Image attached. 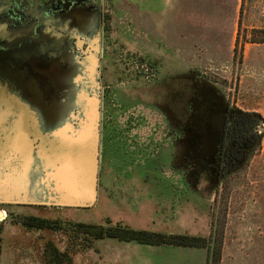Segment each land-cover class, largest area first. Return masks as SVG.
I'll list each match as a JSON object with an SVG mask.
<instances>
[{"label":"rangeland","instance_id":"1","mask_svg":"<svg viewBox=\"0 0 264 264\" xmlns=\"http://www.w3.org/2000/svg\"><path fill=\"white\" fill-rule=\"evenodd\" d=\"M116 1L113 25L125 37L120 49L139 54L140 74L145 72L143 65L149 64L147 57L153 61L155 75L159 70L164 74L155 78L159 82L150 85L142 98L158 107L172 106L177 99L167 75L181 71L187 75L189 102L195 86L197 92L207 86L230 108L259 114L256 119L264 127V0ZM54 74L49 73L58 78ZM57 74L61 75L59 71ZM33 92L32 87L28 89L26 103L35 114L41 105L38 99L39 104L35 100L31 104ZM159 115L157 108V142L166 131ZM0 127L3 129L2 123ZM259 130L261 139L254 147L236 166L219 175L217 170L206 171L203 153H193V148L202 144V136L190 131L193 134L188 135L187 152L181 151L188 179L182 186L171 182L168 187L154 186V181L142 179L143 172L138 168L129 181L101 189L91 207L1 202L0 264H47V241L71 256L64 264H149L153 256L149 245L110 237L96 240L92 248L75 250L74 243L86 246L85 236L70 238L61 232L27 230L15 223L20 215L110 226L121 223L166 234H186L170 230H186L191 235L199 232L209 238L208 248H203L206 264L210 263L211 252L219 247L220 264H264V129ZM174 152L170 147L164 158H157L158 175L176 174L170 163ZM7 166L0 162V195L17 200L44 198L39 189L41 166L34 156L30 155L16 171L6 172ZM161 212L175 213L179 218L169 219Z\"/></svg>","mask_w":264,"mask_h":264},{"label":"flooded vegetation","instance_id":"2","mask_svg":"<svg viewBox=\"0 0 264 264\" xmlns=\"http://www.w3.org/2000/svg\"><path fill=\"white\" fill-rule=\"evenodd\" d=\"M115 7L116 0H0V162L10 167L6 172L21 168L31 141L32 156L41 166L43 197L49 196L47 184L55 183L60 146L66 140L56 130L69 126L64 136L76 137L95 105L99 112L98 193L114 182L129 181L138 168L146 182H187L181 151H186L190 131L202 136V144L193 153H203L206 171L217 170L218 175L236 166L259 141L252 134L250 116L230 108L207 86L200 92L195 86L189 102L185 72L167 75L177 99L172 106L158 107L142 98L164 74L159 70L155 75L149 57L140 74L139 54L120 49L125 37L113 25ZM31 87L35 89L31 104L38 99L41 105L35 114L26 103ZM157 108L166 130L159 142L155 138ZM256 122L259 133L261 126ZM25 125L29 138L24 137ZM170 147L176 150L170 155L176 174L160 176L156 160L164 158Z\"/></svg>","mask_w":264,"mask_h":264},{"label":"water","instance_id":"3","mask_svg":"<svg viewBox=\"0 0 264 264\" xmlns=\"http://www.w3.org/2000/svg\"><path fill=\"white\" fill-rule=\"evenodd\" d=\"M87 116V120L76 137L64 136L71 129L69 126L60 127L55 132L57 136L66 140L60 146V164L56 167V172L53 175L56 179L55 183L49 182L47 184L49 189L48 197L17 200L0 196V202L15 201L17 203L73 207H91L95 205L98 194L99 170L98 107L96 105L92 107ZM261 129H264V127L261 126ZM27 130H29V127L25 125L23 128L24 137L29 138ZM27 145L29 146L27 147V156L29 157L32 155L31 141ZM15 168L12 167L11 171H16Z\"/></svg>","mask_w":264,"mask_h":264},{"label":"trees","instance_id":"4","mask_svg":"<svg viewBox=\"0 0 264 264\" xmlns=\"http://www.w3.org/2000/svg\"><path fill=\"white\" fill-rule=\"evenodd\" d=\"M264 42V39H262ZM241 113L250 116L252 126L251 131L254 136H257L258 140L261 136L255 129L258 127L256 116L259 114L249 113L238 109ZM256 120V121H255ZM110 223V221H108ZM15 223L21 224L27 230H50L55 232H61L69 235L70 238L78 236H85L86 246L81 247V244L74 243V249L78 248L88 249L92 248L96 240H100L106 237L117 238L127 242H137L144 245H175L192 248H208L209 238L200 235L191 234H166L161 232H152L147 230H137L128 226H124L121 223L116 225H104V224H85L73 221H63L61 219H50L46 217H39L35 215H20ZM210 250V249H209ZM45 259L47 264H64L68 262L71 256L67 252H61L59 248L52 242L47 241L45 245ZM208 260L212 264H220L221 248L217 251L211 252V256H208ZM209 263V264H210Z\"/></svg>","mask_w":264,"mask_h":264},{"label":"crops","instance_id":"5","mask_svg":"<svg viewBox=\"0 0 264 264\" xmlns=\"http://www.w3.org/2000/svg\"><path fill=\"white\" fill-rule=\"evenodd\" d=\"M171 182V181H170ZM168 181L156 180L154 186H166L168 187ZM174 185L182 186L178 180L171 182ZM187 194V193H186ZM178 202H176L177 204ZM136 202L134 203V205ZM158 210V208H156ZM159 211V210H158ZM160 212V211H159ZM165 214L164 212H161ZM165 215L169 219L176 220L179 218L175 213H166ZM170 233H189L186 230L175 232L170 230ZM199 235L201 233H194ZM149 248L153 252V256L149 258V264H206L207 253L203 248H192L175 245H149Z\"/></svg>","mask_w":264,"mask_h":264},{"label":"bare ground","instance_id":"6","mask_svg":"<svg viewBox=\"0 0 264 264\" xmlns=\"http://www.w3.org/2000/svg\"><path fill=\"white\" fill-rule=\"evenodd\" d=\"M4 214V212H2L0 215H3Z\"/></svg>","mask_w":264,"mask_h":264}]
</instances>
